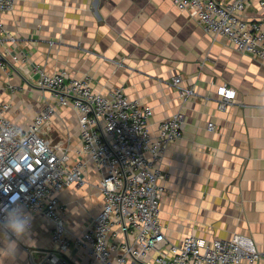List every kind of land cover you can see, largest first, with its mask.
Masks as SVG:
<instances>
[{
	"label": "crops",
	"instance_id": "0c3cea01",
	"mask_svg": "<svg viewBox=\"0 0 264 264\" xmlns=\"http://www.w3.org/2000/svg\"><path fill=\"white\" fill-rule=\"evenodd\" d=\"M247 13L258 16L256 6ZM0 18L6 30L0 35V100L12 103L8 115L14 122L25 126L56 101L37 84L35 67L65 69L69 78L89 76L104 94L123 87L130 99L153 108L152 131L181 111L183 135L162 162L166 193L160 216L167 237L179 242L189 233L223 239L241 233L264 253V61L210 34L193 10L171 0H17ZM176 75L193 94H180ZM224 81L236 98L221 110L217 86ZM42 134L67 147L72 162L80 157L79 115L72 106L58 105ZM86 169L83 184L60 194L77 235L103 206L102 174L90 160ZM32 222L15 239L0 234V264H40L53 248V223L40 213L32 214ZM62 256L71 264H89L77 246Z\"/></svg>",
	"mask_w": 264,
	"mask_h": 264
},
{
	"label": "built area",
	"instance_id": "2783aa9c",
	"mask_svg": "<svg viewBox=\"0 0 264 264\" xmlns=\"http://www.w3.org/2000/svg\"><path fill=\"white\" fill-rule=\"evenodd\" d=\"M16 1L0 0V15L13 10ZM171 1L182 10H193L210 34L226 37L238 51L264 61V0ZM253 6L258 12L255 18L247 13ZM5 32L0 18V35ZM4 58L0 48V66ZM35 71L40 72L37 84L53 92L56 101L29 124L14 122L8 115L12 103L0 100V234L15 239L32 226L33 213L50 220L53 248L40 264H71L62 254L73 246L86 251L89 264H241L264 259L254 240L241 233L229 239L189 233L179 242L167 237L160 216L166 193L162 162L169 145L183 135L181 111L152 131L153 108L130 99L123 87L104 94L89 76L69 78L65 69L49 73L35 67ZM182 82L181 75L173 79L180 94H193L194 89ZM217 94L221 110L236 98L228 81L217 86ZM58 105L72 106L79 115L82 146L73 162L67 147L42 134ZM208 127L214 130L215 124ZM89 160L102 174L103 206L77 235L65 217L60 194L85 182Z\"/></svg>",
	"mask_w": 264,
	"mask_h": 264
}]
</instances>
